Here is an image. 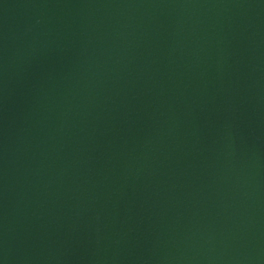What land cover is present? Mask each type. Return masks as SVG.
Instances as JSON below:
<instances>
[{
	"label": "water",
	"instance_id": "obj_1",
	"mask_svg": "<svg viewBox=\"0 0 264 264\" xmlns=\"http://www.w3.org/2000/svg\"><path fill=\"white\" fill-rule=\"evenodd\" d=\"M0 264H264V0H0Z\"/></svg>",
	"mask_w": 264,
	"mask_h": 264
}]
</instances>
